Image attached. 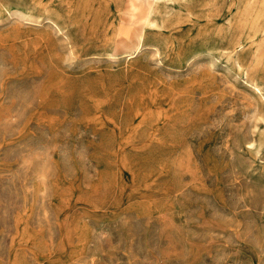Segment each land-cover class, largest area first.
Masks as SVG:
<instances>
[{
  "label": "rangeland",
  "instance_id": "374dc122",
  "mask_svg": "<svg viewBox=\"0 0 264 264\" xmlns=\"http://www.w3.org/2000/svg\"><path fill=\"white\" fill-rule=\"evenodd\" d=\"M207 1L0 0V264H264V50Z\"/></svg>",
  "mask_w": 264,
  "mask_h": 264
},
{
  "label": "bare ground",
  "instance_id": "6f19581e",
  "mask_svg": "<svg viewBox=\"0 0 264 264\" xmlns=\"http://www.w3.org/2000/svg\"><path fill=\"white\" fill-rule=\"evenodd\" d=\"M73 1H74L73 7L77 8V10L73 9L74 10L73 22L71 20L69 23H67L68 29L70 30L71 33L77 31L78 27H76V25L78 24L80 19L86 15L85 13H83L81 6L89 7L93 2H96L98 0H73ZM130 1L131 0H127V3H130ZM178 1L179 0H158V3L159 4L163 3L166 6H170L171 4L172 6V4H177ZM222 3H223V0H208L206 2L207 13L204 15V17L210 16L213 18H219L218 20H220V16L222 18V16H225V15H223L222 13L218 15L212 14L213 12L212 10H215V12L217 11L221 12L219 11V9H222L221 6L224 7ZM132 5L134 6V2L133 4H131V6ZM155 10L159 11L160 8L155 7ZM155 10L151 14V17L153 16L152 22L154 21L155 15H157V12ZM85 11L86 10H84V12ZM237 13H238V17L236 18L235 15ZM206 20L211 21L209 19H206ZM223 20H226V22L229 24L228 25L229 28L235 29L233 49H236V48H239L240 50L245 49L247 50L248 53H251L252 51L251 47L254 46L253 49H255L257 52L264 50V36H262V38L259 39L260 35H264V0H242V2H240L236 8L235 14H231L228 17L226 16L223 18ZM152 22L148 23V19H147L146 25L150 27ZM71 38H72V34H71ZM144 45H145V42L142 36L141 41L137 44V46L133 50L123 52L124 54H122V56H129V57L135 56L141 51ZM107 53L111 58L117 57L116 54H114V51L112 50H109ZM258 55H259V52H258ZM242 58H243L242 56L237 57L236 59L237 64H240L241 62H243Z\"/></svg>",
  "mask_w": 264,
  "mask_h": 264
}]
</instances>
